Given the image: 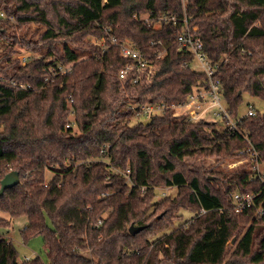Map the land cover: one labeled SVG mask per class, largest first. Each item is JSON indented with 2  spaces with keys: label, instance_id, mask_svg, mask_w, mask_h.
<instances>
[{
  "label": "trees",
  "instance_id": "1",
  "mask_svg": "<svg viewBox=\"0 0 264 264\" xmlns=\"http://www.w3.org/2000/svg\"><path fill=\"white\" fill-rule=\"evenodd\" d=\"M0 13V186L11 172L21 179L0 197V212L28 219L25 244L42 236L48 264H264V217L257 214L264 185L248 152L256 150L264 169V113L241 118L236 132L223 120L174 115L207 86L193 53L178 42L185 17L219 66L229 115L239 118L244 95L264 101V0H0ZM166 16L177 21L161 20ZM13 21L45 27L38 40L19 41L32 54L24 65L7 34ZM125 43L159 68L137 88L119 77L130 63L120 53ZM148 104L166 109L142 117ZM158 150L184 171L190 157L222 160L237 152L249 162L216 173L196 167L213 176L221 196L176 171L166 186L178 188L177 196L158 201L148 181L138 182V159ZM166 166L175 169L170 160ZM186 185L198 207L191 220ZM236 192L260 195L237 213ZM10 226L0 217V227ZM131 226L143 230L132 235ZM0 264L43 263L21 262L13 242L0 236Z\"/></svg>",
  "mask_w": 264,
  "mask_h": 264
},
{
  "label": "rangeland",
  "instance_id": "2",
  "mask_svg": "<svg viewBox=\"0 0 264 264\" xmlns=\"http://www.w3.org/2000/svg\"><path fill=\"white\" fill-rule=\"evenodd\" d=\"M185 3V0H183V5ZM1 13H0V19H1ZM141 18L146 20L149 19L148 15H141ZM13 26L11 28H8V35H14L16 41H18L17 46L15 47V50L17 51L14 55L15 60H19L21 62V65H24L29 60V57L32 56V54L28 53L27 50H25L24 47L20 44V40H33V39H39L41 33L45 30V27L42 25H38L35 23H32L30 25H20L17 22L13 21ZM158 25V24H157ZM89 40H92L94 44L99 45L101 44L100 41L96 39L90 38ZM37 56L36 54H34ZM137 88V87H134ZM205 102V101H204ZM203 103V102H202ZM206 104H203L201 106V109L199 112H203V118L206 121H216L218 120L214 116H212V112H209L212 108V103L206 100ZM249 106H252L254 110H258L260 113H264V101H261L259 99H256L254 97H251L250 95H244L243 103L240 106L239 110V117L245 116L248 113ZM196 109V108H194ZM188 108L183 107L182 109L175 108L174 115L176 116H184L182 114L183 111H187ZM195 112V110H194ZM193 116V115H192ZM197 118V117H196ZM70 119H74L73 116L70 117ZM199 119V120H202ZM195 121H199L194 119ZM74 134L80 135V131L78 128L74 126L73 130ZM239 154V153H238ZM240 155V154H239ZM217 157H200L196 160L194 158L190 157L185 160L186 165L190 166V170H185L180 167L179 165H176L172 159H170L167 155V153L163 150H158L156 152H146V156L143 158L138 159V182L141 183V181L146 180L148 183L155 189L157 197L156 200L161 201L164 199V197H171L175 198L178 194V188L175 187H167L166 186V180L172 176V174L176 171L183 172L184 176L188 181H190L193 178H197L199 181V185L202 188L208 189L212 194H216L218 196H221L219 185L216 184L213 181V176L211 178H206L204 176H201L199 172L197 171L196 167H199L201 165L204 166V168H213L214 170H211L212 173H216L222 170L226 171H232L237 170L243 167H246L245 165L249 162L246 156H238L237 152L234 153L233 156L227 157L222 160H218ZM168 160L172 161L175 164L174 170H169L166 166V163ZM54 176V172L47 171L46 173V179L47 181L51 180ZM183 199L184 202L187 205H191V209L184 212L186 219H192L197 215L196 209L198 208L197 205L192 203L190 201V195H191V189L188 185L184 187L183 190ZM155 201V200H154ZM0 217L4 218L6 220L11 221V226L9 228L0 227V236L5 237L6 239L13 242L14 246L16 247L18 253H19V260L21 262H24V260L28 257L31 259L39 258L43 264H48L49 258L47 256V251L45 248V241L42 236H36L29 240L28 243L25 244V242L22 239L21 232L22 230L27 226L28 219L26 217H19V218H12L8 214L0 212ZM235 237L231 240L229 245L235 244Z\"/></svg>",
  "mask_w": 264,
  "mask_h": 264
},
{
  "label": "built area",
  "instance_id": "3",
  "mask_svg": "<svg viewBox=\"0 0 264 264\" xmlns=\"http://www.w3.org/2000/svg\"><path fill=\"white\" fill-rule=\"evenodd\" d=\"M161 20L176 22L177 18L174 16H166L161 17ZM187 20L188 19L186 17L183 19L185 24L179 33L178 42L181 48L189 49L191 53H193V56L195 58L193 67L205 73L207 78V86L196 89L185 102L179 104L178 106H175L174 109H182L183 107H187L188 110L183 111L182 114L185 117H188L190 120L195 121L194 119L199 120L203 118V112L200 113L199 110L201 109V106L203 104H206V100H210L213 109H210L209 112H212V116H214L218 120H223L229 130L234 132L239 131L238 126L241 118L255 116L257 111L254 110L252 106H249L248 113L245 116L234 119L231 115H229L225 106L220 79L215 76L216 72L219 69V66L213 65L211 63L210 59L204 51V45L201 37L196 34L197 28L190 30ZM146 21L150 23V18L146 19ZM110 41L113 45L118 44L113 38ZM100 42V46L106 47L104 39H102ZM120 53L122 57L129 60L130 63L120 72L119 77L122 80L130 79L133 87H139L140 85L142 86L144 83L150 81L159 69L157 65L149 62L150 60L140 50L135 48L130 43L120 45ZM162 57H164L163 53H161L157 58L160 59ZM67 70L68 68L64 69L63 72L66 73ZM165 109L166 107L163 104H148L144 105L141 108L139 114L142 117L149 118L152 115L162 114ZM248 152H250L254 160L253 169L256 173L255 179L260 180L262 185H264V169L262 167L259 154L254 148H251ZM244 153V151L239 152V154L242 155H244ZM259 195V193H234L232 195V210L239 213L252 208L253 205H255V201L256 199H258ZM202 212L204 213L205 210H202ZM257 214H259L261 217H264V199L257 208ZM102 224L103 222L102 220H100L99 225ZM31 260V258L27 257L24 262H28Z\"/></svg>",
  "mask_w": 264,
  "mask_h": 264
},
{
  "label": "water",
  "instance_id": "4",
  "mask_svg": "<svg viewBox=\"0 0 264 264\" xmlns=\"http://www.w3.org/2000/svg\"><path fill=\"white\" fill-rule=\"evenodd\" d=\"M150 122V119H148L145 124H148ZM21 182L20 179V174L18 172H11L7 174L3 180L1 181V186H0V197L5 193L6 190L15 187ZM141 230H143L142 227H136V226H131L130 227V233L132 235H136L139 233ZM235 242V241H234Z\"/></svg>",
  "mask_w": 264,
  "mask_h": 264
}]
</instances>
